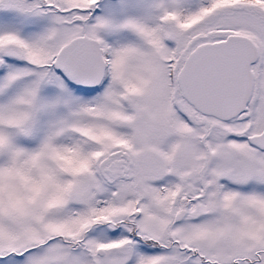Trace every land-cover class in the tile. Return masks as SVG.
<instances>
[{
	"label": "snow or ice",
	"instance_id": "1",
	"mask_svg": "<svg viewBox=\"0 0 264 264\" xmlns=\"http://www.w3.org/2000/svg\"><path fill=\"white\" fill-rule=\"evenodd\" d=\"M0 264H264V0H0Z\"/></svg>",
	"mask_w": 264,
	"mask_h": 264
}]
</instances>
